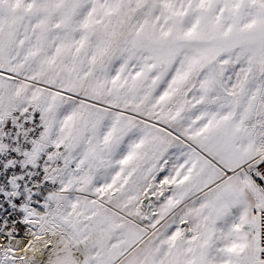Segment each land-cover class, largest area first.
Masks as SVG:
<instances>
[{"label":"snow or ice","instance_id":"obj_1","mask_svg":"<svg viewBox=\"0 0 264 264\" xmlns=\"http://www.w3.org/2000/svg\"><path fill=\"white\" fill-rule=\"evenodd\" d=\"M0 264H264V0H0Z\"/></svg>","mask_w":264,"mask_h":264}]
</instances>
